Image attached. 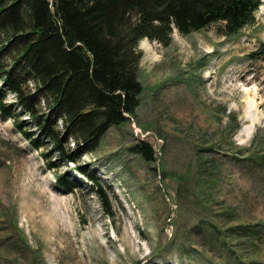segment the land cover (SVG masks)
Listing matches in <instances>:
<instances>
[{
	"label": "rangeland",
	"instance_id": "1",
	"mask_svg": "<svg viewBox=\"0 0 264 264\" xmlns=\"http://www.w3.org/2000/svg\"><path fill=\"white\" fill-rule=\"evenodd\" d=\"M219 25L140 40L135 114L76 162L0 114V264H264V0L238 33Z\"/></svg>",
	"mask_w": 264,
	"mask_h": 264
},
{
	"label": "trees",
	"instance_id": "2",
	"mask_svg": "<svg viewBox=\"0 0 264 264\" xmlns=\"http://www.w3.org/2000/svg\"><path fill=\"white\" fill-rule=\"evenodd\" d=\"M259 3L0 0L1 117L11 118L32 147L50 142L63 160L75 162L112 125L135 114L143 88L136 76L141 57L136 46L143 37L167 43L174 28L188 33L217 22L221 34L234 35L252 20ZM24 115L36 125L37 136L26 129ZM68 138L72 150L62 146ZM130 149L154 160L148 142ZM76 168L96 184L92 171ZM58 184L73 189L65 175L58 176ZM95 187L100 195L99 184Z\"/></svg>",
	"mask_w": 264,
	"mask_h": 264
},
{
	"label": "bare ground",
	"instance_id": "3",
	"mask_svg": "<svg viewBox=\"0 0 264 264\" xmlns=\"http://www.w3.org/2000/svg\"><path fill=\"white\" fill-rule=\"evenodd\" d=\"M140 43H141V47H144V48L148 47V45H149L148 41H147V39L145 37H143V39H141Z\"/></svg>",
	"mask_w": 264,
	"mask_h": 264
}]
</instances>
